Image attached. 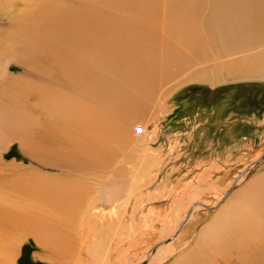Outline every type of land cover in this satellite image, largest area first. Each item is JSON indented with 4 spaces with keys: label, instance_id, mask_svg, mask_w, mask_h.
Wrapping results in <instances>:
<instances>
[{
    "label": "bare ground",
    "instance_id": "obj_1",
    "mask_svg": "<svg viewBox=\"0 0 264 264\" xmlns=\"http://www.w3.org/2000/svg\"><path fill=\"white\" fill-rule=\"evenodd\" d=\"M0 6V264H17L28 240L40 249L35 258H46L47 264H107L118 215H123L120 206L132 194L136 173L129 167L136 164L141 174L148 165L149 84L177 67L180 48L194 40L238 54L246 41L263 39L264 0H0ZM146 24L183 37L182 44L152 51ZM59 25L69 40L58 32ZM50 29L55 38L41 34ZM12 62L23 67L18 75L9 71ZM163 98L150 104L166 114ZM14 141L32 161L65 171L52 175L14 160L3 162ZM253 162L234 179V187ZM236 188L218 203L229 188L224 189L195 243L185 245L175 263L206 264L223 254L217 264H264V242L252 240L256 220L264 217L255 218L264 200L258 198L253 210L247 198L245 203L228 199ZM201 204L191 203L180 218L174 216L171 228L162 227L156 250L141 253L132 264H155L175 251L171 239L177 224L188 210L191 219L209 206ZM219 247L231 252L220 254Z\"/></svg>",
    "mask_w": 264,
    "mask_h": 264
},
{
    "label": "rangeland",
    "instance_id": "obj_2",
    "mask_svg": "<svg viewBox=\"0 0 264 264\" xmlns=\"http://www.w3.org/2000/svg\"><path fill=\"white\" fill-rule=\"evenodd\" d=\"M3 9L4 7L0 6V12ZM3 22L6 24L5 20ZM62 26L59 25L57 30L69 40V35H65ZM157 26L146 24L144 28L146 33L153 36V41L150 42L152 51L160 47L166 49L171 42L182 44L183 37L164 31L159 32L161 30ZM41 34L55 38L51 29L42 30ZM202 35L204 36L203 33ZM33 39L35 40V37ZM263 39L258 41L260 43L253 39L246 41V47L238 54L224 51L220 47L216 48L218 43L210 45L204 40V46H201L200 41L197 43L194 40L195 43L192 45L187 44L180 48L179 58L175 61L176 68L173 67L170 73L151 81L149 91H152L145 97V106L150 110L146 116L152 117L151 114L155 111L157 114L154 118L147 117L148 119L144 120L149 131V136L144 140L150 151L149 159L146 160L148 165L146 164L141 174L138 173L136 164L129 167L130 174L136 173L131 184L132 194L130 199L120 206L123 215L121 217L118 215L119 220L121 218L120 225L111 237L109 243L111 259L107 264L136 262L141 253L150 251L160 241V237L163 238L160 231L164 225L169 228L173 226L174 216L180 218L185 212V207L194 202L209 206L215 204L220 194L229 188L239 173L264 153ZM238 57L239 65L230 64ZM228 60L229 66L224 63ZM21 70L23 71V67L19 64L10 63L11 73L18 75ZM198 70H201L200 73ZM158 97H164L166 114L157 112L150 104L158 100ZM152 159H155L156 163L152 164L150 162ZM11 160L45 170L53 175L65 171L42 161H32L23 153L16 141L10 143L8 150L4 152L3 162ZM245 175L242 185L233 189L237 190L243 186L247 189L240 188L241 192L236 194H234L236 190L231 191L232 194L227 198L239 199L244 203L242 198H247L246 202L251 203L253 210H257L255 208L258 207V198L264 200V159L253 165ZM253 179H255L253 186L251 183L247 187V182ZM200 188L202 191H199L198 198L193 200V193ZM235 196L236 198H233ZM214 209H197L192 218H188L171 239L175 251L155 264H177L174 262L175 257L186 248L185 245L190 247L195 243L199 227L210 219ZM258 209L260 210L259 212L257 210L256 215L253 213L255 218H259V215L264 216V210L261 207ZM263 218L255 222L257 231L254 232L252 240L256 243L258 240L264 242ZM175 243L181 246L178 247ZM214 244L216 243L212 241L211 245ZM24 246L26 247L23 249ZM34 250L37 251L31 240L24 243L17 264H45L41 260H33ZM228 250L219 247L215 251H221L220 254L231 252ZM235 252L236 250H233V253ZM221 256L214 254L213 257H209L206 264H217ZM186 259L188 260V257Z\"/></svg>",
    "mask_w": 264,
    "mask_h": 264
},
{
    "label": "water",
    "instance_id": "obj_3",
    "mask_svg": "<svg viewBox=\"0 0 264 264\" xmlns=\"http://www.w3.org/2000/svg\"><path fill=\"white\" fill-rule=\"evenodd\" d=\"M263 159H264V153H262V154H261V155H260V156H259L254 162H253V165L258 164V163L261 162ZM242 172H244V170H243ZM242 172H240L238 176L242 175ZM233 188H234V183H232V185L229 187V189L223 194L222 198L220 199V201H219L218 203H220V202L225 198V196L228 194L229 190H231V189H233ZM213 207H214V206H205V208H206L207 210H211V209H213ZM189 214H190V210L187 211V213H186L185 217L183 218V220L178 224V226H177V231L181 228L182 224L187 220ZM172 237H173V236H172ZM172 237H171V238H172ZM157 245H158V244H157ZM157 245H154V246L152 247V251H155V250H156ZM143 262H144V263H142V264H145V263H146V260L143 261Z\"/></svg>",
    "mask_w": 264,
    "mask_h": 264
},
{
    "label": "crops",
    "instance_id": "obj_4",
    "mask_svg": "<svg viewBox=\"0 0 264 264\" xmlns=\"http://www.w3.org/2000/svg\"><path fill=\"white\" fill-rule=\"evenodd\" d=\"M33 169H36V170H38L37 168H35V167H33ZM40 170V169H39ZM45 171V170H44ZM62 174V173H61ZM53 175V174H52ZM33 242V241H32ZM34 243V245H35V242H33ZM35 248H36V250H40L38 247H36V245H35ZM36 253V251L34 250L33 251V253H32V258H33V260L35 261V260H41V261H43L45 264H47L48 263V261L49 260H47L46 258H44V259H39L38 257H36L35 258V256H34V254Z\"/></svg>",
    "mask_w": 264,
    "mask_h": 264
},
{
    "label": "trees",
    "instance_id": "obj_5",
    "mask_svg": "<svg viewBox=\"0 0 264 264\" xmlns=\"http://www.w3.org/2000/svg\"><path fill=\"white\" fill-rule=\"evenodd\" d=\"M25 247H26V246H24L23 249H24ZM23 249H22V250H23ZM20 258H21V257H20Z\"/></svg>",
    "mask_w": 264,
    "mask_h": 264
}]
</instances>
